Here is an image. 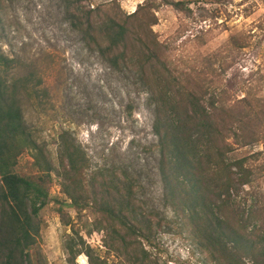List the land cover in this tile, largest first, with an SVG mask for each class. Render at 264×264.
Wrapping results in <instances>:
<instances>
[{
	"label": "trees",
	"instance_id": "16d2710c",
	"mask_svg": "<svg viewBox=\"0 0 264 264\" xmlns=\"http://www.w3.org/2000/svg\"><path fill=\"white\" fill-rule=\"evenodd\" d=\"M6 1L0 0V8ZM157 1L145 0L128 15L117 0L63 3L66 19L84 45L115 71L134 72L150 93L165 201L186 238L207 254L209 263L264 264V73L240 83L244 95L236 98L226 83L240 61L241 39L231 36L209 53L202 52L199 42L193 50L180 51L153 31ZM2 49L0 264H43L37 254L41 212L50 203L54 177L65 198L58 202L62 223L72 231L64 241L69 264L82 254L90 264H109L95 257L87 240L93 233H102L109 254L127 264H159L147 245L172 222L146 207L141 182L127 169L91 168L69 133L61 134L52 158L27 126L21 106L22 94L38 102L41 80L16 75L13 59ZM255 144L263 149L230 158ZM25 153L31 160L21 168ZM66 201L74 220L66 219ZM88 210L97 214L91 223L83 221Z\"/></svg>",
	"mask_w": 264,
	"mask_h": 264
},
{
	"label": "rangeland",
	"instance_id": "374dc122",
	"mask_svg": "<svg viewBox=\"0 0 264 264\" xmlns=\"http://www.w3.org/2000/svg\"><path fill=\"white\" fill-rule=\"evenodd\" d=\"M108 1L94 0V4ZM117 1L128 15L145 0ZM171 1L181 2L184 7L176 9L157 1L158 23L153 31L164 43L190 51L199 42L202 52L209 53L231 36L241 39L240 61L229 72L226 85L236 98H242L240 83L260 79L264 73V0ZM65 9L63 0H7L0 8L2 51L13 59L16 75H33L35 81L41 80L37 103L25 94L21 96L27 126L37 132V140L47 146L53 159L61 134L67 132L87 154L91 168L127 169L141 182L146 207L172 222L147 245L159 264H214L186 238L166 204L158 172L150 93L134 72L115 71L97 52L89 50L67 21ZM262 149V144H255L236 150L230 158H242ZM30 160V153L22 155L20 167ZM54 178L50 203L41 212L37 254L43 264H69L64 241L72 231L62 223L58 202L65 198L58 178ZM64 206L66 219L74 220L69 201ZM84 214L87 223L97 216L89 210ZM87 240L95 257L109 264H127L109 254L102 233H93ZM32 254L37 261L36 252ZM88 259L82 254L74 264H90Z\"/></svg>",
	"mask_w": 264,
	"mask_h": 264
}]
</instances>
